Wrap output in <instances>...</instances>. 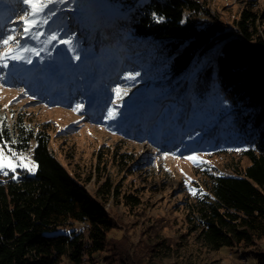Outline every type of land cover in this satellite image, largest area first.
I'll list each match as a JSON object with an SVG mask.
<instances>
[{
	"label": "rangeland",
	"instance_id": "374dc122",
	"mask_svg": "<svg viewBox=\"0 0 264 264\" xmlns=\"http://www.w3.org/2000/svg\"><path fill=\"white\" fill-rule=\"evenodd\" d=\"M198 1L205 9L193 15L199 26L219 20L232 27L249 10L264 30V0ZM26 7L19 0H0V32L22 30L19 15ZM58 7L43 31L58 29L61 38L74 37L75 47L29 41L40 50L32 64L10 61L8 68L0 67V125L13 128L22 120L30 130H47L60 162L106 206L115 224L107 248L83 264H257L254 253L264 251V240L254 248L210 250L187 219L189 204L211 174H233L250 165L230 122L213 110L209 120H201L198 113L207 101L194 96L189 102L184 89L176 93L180 82H172L162 68L168 50L135 55L136 49L102 43L108 33L103 27L127 11L122 0H68ZM130 72L139 76L129 80ZM77 104L82 109L74 110ZM110 109L114 119L107 116ZM204 136L213 149L203 144ZM194 153L204 163L185 159ZM23 156L33 170L9 174H36L34 146ZM102 189L110 194L99 196Z\"/></svg>",
	"mask_w": 264,
	"mask_h": 264
},
{
	"label": "trees",
	"instance_id": "16d2710c",
	"mask_svg": "<svg viewBox=\"0 0 264 264\" xmlns=\"http://www.w3.org/2000/svg\"><path fill=\"white\" fill-rule=\"evenodd\" d=\"M122 2L127 11L103 27L108 33L102 43L136 49L135 55L149 48L168 50L162 68L172 82H180L176 93L184 89L189 102L194 96L207 101L198 116L209 120L213 110L230 122V133L250 160L233 174L210 175L206 189L188 206L189 223L210 250L257 247L264 240V30L259 16L244 10L232 27L219 20L199 26L193 15L205 9L198 0ZM23 124L0 125V140L19 153L34 146L38 165L33 176L0 174V264H62L64 259L83 264L106 250L115 224L106 206L54 154L47 130L35 132ZM207 138L203 144L213 149ZM254 255L257 264H264V251Z\"/></svg>",
	"mask_w": 264,
	"mask_h": 264
},
{
	"label": "snow or ice",
	"instance_id": "6c2138e0",
	"mask_svg": "<svg viewBox=\"0 0 264 264\" xmlns=\"http://www.w3.org/2000/svg\"><path fill=\"white\" fill-rule=\"evenodd\" d=\"M67 2L68 0H19V3L27 6L23 14L19 15V21H22L23 24L22 30L18 31L13 28L0 32V67L8 68L10 61L32 64V55L39 56L40 50L33 47L29 41H36L45 45L58 42L67 45L69 48H74V37L61 38L58 29H49L47 33L43 31L57 11L60 10L58 6ZM21 39L24 40L23 44L21 43ZM75 59L79 60V56H76ZM137 76H139L138 72L134 74L130 72L126 78L135 80ZM21 91L23 92L24 90L21 89ZM114 92L116 93V99L120 100L122 98V90L117 87L114 89ZM123 94L126 95V92ZM32 98L31 96L29 97V99ZM79 109H82V105L77 104L74 110ZM115 115L114 110H108L107 116L109 119H114ZM0 136H2V132H0ZM14 143L15 141H12V144ZM28 159L23 156V153L13 151L8 141L0 140V174L8 175L9 171L16 173L17 168L31 172L33 169L26 162ZM185 159L191 160L197 166L204 163L198 159L195 153L185 157ZM193 194H196L195 191H193Z\"/></svg>",
	"mask_w": 264,
	"mask_h": 264
}]
</instances>
